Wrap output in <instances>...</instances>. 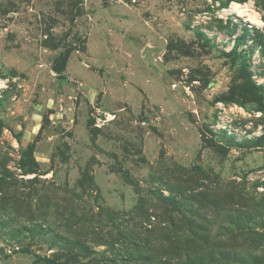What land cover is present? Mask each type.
<instances>
[{"label":"rangeland","instance_id":"rangeland-1","mask_svg":"<svg viewBox=\"0 0 264 264\" xmlns=\"http://www.w3.org/2000/svg\"><path fill=\"white\" fill-rule=\"evenodd\" d=\"M0 264H264V0H0Z\"/></svg>","mask_w":264,"mask_h":264},{"label":"bare ground","instance_id":"bare-ground-1","mask_svg":"<svg viewBox=\"0 0 264 264\" xmlns=\"http://www.w3.org/2000/svg\"><path fill=\"white\" fill-rule=\"evenodd\" d=\"M250 4L248 3H238V2H231L229 7L227 8L228 11L234 12L238 16H246L248 20L254 23H258V19L256 14L252 12L250 9Z\"/></svg>","mask_w":264,"mask_h":264}]
</instances>
